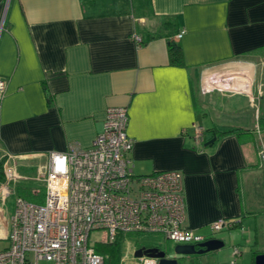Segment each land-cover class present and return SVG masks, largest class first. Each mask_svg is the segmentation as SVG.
Masks as SVG:
<instances>
[{"label": "crops", "instance_id": "1", "mask_svg": "<svg viewBox=\"0 0 264 264\" xmlns=\"http://www.w3.org/2000/svg\"><path fill=\"white\" fill-rule=\"evenodd\" d=\"M170 40L183 64L170 60ZM0 77V161L18 175L12 193L42 189L31 200L43 201L35 177L44 171L31 172L50 152L90 146L106 109L124 106L134 173L181 172L186 227L209 236L219 219L238 225L216 234L228 255L206 253L217 256L210 262L237 264L248 247L255 264L253 247L264 251V0H0ZM233 127L243 134L220 132ZM9 221L0 206L2 239Z\"/></svg>", "mask_w": 264, "mask_h": 264}, {"label": "built area", "instance_id": "2", "mask_svg": "<svg viewBox=\"0 0 264 264\" xmlns=\"http://www.w3.org/2000/svg\"><path fill=\"white\" fill-rule=\"evenodd\" d=\"M4 89L5 80L0 77V96ZM128 124V109L110 106L103 130L90 146L71 143L65 152L49 153L46 170L35 177L44 183V200L16 197L0 264H108L109 255L98 252L96 246L113 243L124 234H162L175 244L197 246L233 227L234 222L225 219L214 221L211 237L186 227L182 173L136 175ZM205 132L203 126L195 130L201 146ZM4 172L3 202L12 193L11 182L18 178L5 164ZM94 232L100 234L95 241ZM138 259L139 264H159L158 258L148 255Z\"/></svg>", "mask_w": 264, "mask_h": 264}, {"label": "rangeland", "instance_id": "3", "mask_svg": "<svg viewBox=\"0 0 264 264\" xmlns=\"http://www.w3.org/2000/svg\"><path fill=\"white\" fill-rule=\"evenodd\" d=\"M263 155L264 153H261L260 151V157L262 158V160H264ZM42 163L43 164H41V166L38 165L35 171L33 170L34 173L32 171L31 174H36V173L38 174L41 168L43 171H45L47 162L45 163V161H42ZM37 184L39 185V187H42L41 181L37 182ZM16 197H17V193H12L7 197V199L4 202L0 200V206L4 209L6 217L9 218L10 220L15 211ZM34 202H39V201H34ZM99 236L100 234L94 232L92 235L93 241H95V239L98 238ZM209 237H211V235H209ZM121 241L123 244V253H122V258L119 259V264L120 262L121 264H137L136 261L133 259L134 251L141 247H144V246L145 247H159L161 249H168L169 251H171L176 245L172 241L165 239L164 235L162 234H151V233H131L127 235L124 234L121 236ZM226 241L228 244H231L229 238ZM7 243L8 241L6 239L0 238V250L6 248L8 246ZM222 249L223 248L220 249L221 251L220 253H223L222 255H225V256L228 255V252H227L228 250H222ZM243 250L246 252V254L244 258H242L240 262L237 264H250V255H251L250 249L246 247L245 249L243 248ZM202 255H206V256L198 255V257H202L203 259L201 262L202 264H212L210 260L211 259L215 260V257H217V256H214L216 254H202ZM221 257L222 256H220V258ZM109 262H110V259L108 258L107 263ZM180 264H191V261L185 260V261L180 262Z\"/></svg>", "mask_w": 264, "mask_h": 264}, {"label": "water", "instance_id": "4", "mask_svg": "<svg viewBox=\"0 0 264 264\" xmlns=\"http://www.w3.org/2000/svg\"><path fill=\"white\" fill-rule=\"evenodd\" d=\"M216 140L214 137L208 144L213 143ZM225 241L222 238H211L199 245L190 244H176L174 248L169 251L168 249H161L159 247H141L134 253V257L138 258L143 255H148L159 259V264H178L179 256L189 255H202L209 252L217 251L223 248ZM255 264H264V253L256 256Z\"/></svg>", "mask_w": 264, "mask_h": 264}, {"label": "trees", "instance_id": "5", "mask_svg": "<svg viewBox=\"0 0 264 264\" xmlns=\"http://www.w3.org/2000/svg\"><path fill=\"white\" fill-rule=\"evenodd\" d=\"M169 54H170V60L173 63L183 64L181 48H180L179 44L177 42L173 41V40L169 41ZM213 132L216 133L217 131L214 129ZM220 132H221V134H224V135L236 133L237 135L241 136L243 134V131H241L237 127L236 128L233 127V128H230V129L222 130ZM5 180H6V175H5V172H4V160H2V161H0V183H3ZM36 193H34L32 190H29L27 192V194H25L24 196L27 199L31 200L35 196H38L41 199L43 197V195H44V191L42 189L37 191ZM40 202H42V201H40ZM237 226L238 225L236 224V222H234V225H233L232 228H237ZM96 250L98 252H101L102 254L109 255L110 262L108 264H119V259L122 258V253H123V244H122V241H121V237H119L113 243H110V242L99 243L96 246ZM261 253H264V251H260V250L256 249L255 247H253L252 256H253L254 260H255L256 256L261 254Z\"/></svg>", "mask_w": 264, "mask_h": 264}, {"label": "flooded vegetation", "instance_id": "6", "mask_svg": "<svg viewBox=\"0 0 264 264\" xmlns=\"http://www.w3.org/2000/svg\"><path fill=\"white\" fill-rule=\"evenodd\" d=\"M0 185H1V183H0Z\"/></svg>", "mask_w": 264, "mask_h": 264}]
</instances>
